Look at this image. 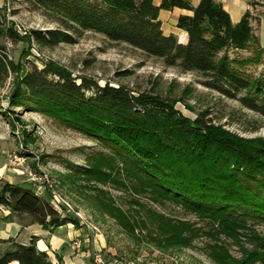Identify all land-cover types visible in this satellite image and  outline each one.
I'll use <instances>...</instances> for the list:
<instances>
[{
	"label": "trees",
	"instance_id": "obj_1",
	"mask_svg": "<svg viewBox=\"0 0 264 264\" xmlns=\"http://www.w3.org/2000/svg\"><path fill=\"white\" fill-rule=\"evenodd\" d=\"M26 1L59 17L63 27L32 30L31 38L40 47L72 45L85 32H94L159 59L167 67L196 72L206 79L208 89L264 116V84L243 70L258 62L264 50L249 12L233 24L229 13L214 0H201L196 7L188 0H162L159 6L154 0ZM174 9L192 13L177 20V28L188 35L186 44L163 32L160 12ZM4 35L17 38L11 29L2 30L0 19V37ZM251 47H255L253 58L229 55L231 50ZM19 72L0 46V83L17 76L8 98L10 108L38 113L96 141L107 153L108 170L120 169L137 195L149 196L156 204H173L207 220L211 227L205 236L215 241L208 251L220 264L218 254L222 253L215 250L224 246L223 237L254 241L252 249L233 264H264V236L256 230L264 226V138L243 139L202 118L190 121L169 99L158 95L135 96L125 87H101L87 80L78 84L58 68L34 67L20 78ZM242 92L247 95L241 96ZM83 171L88 177L111 178L102 167ZM0 207L11 215H28L46 230L71 223L48 200L22 186L6 184L0 191ZM183 226L186 231L179 240L184 246L204 235L190 224ZM225 258L227 263L230 257L226 254ZM14 261L54 264L37 248L36 237L28 245L0 238V264Z\"/></svg>",
	"mask_w": 264,
	"mask_h": 264
},
{
	"label": "rangeland",
	"instance_id": "obj_2",
	"mask_svg": "<svg viewBox=\"0 0 264 264\" xmlns=\"http://www.w3.org/2000/svg\"><path fill=\"white\" fill-rule=\"evenodd\" d=\"M58 18L26 0H0L1 28L17 35L16 40L0 37V46L18 65L19 78L34 67L58 68L78 84L87 80L101 87L122 86L135 96L158 95L169 99L177 112L190 121L202 118L243 139L264 138L263 115L208 89L206 79L196 72L167 67L159 59L94 32H85L72 45H37L31 31L63 29ZM258 24L251 22L264 49V27ZM254 49L231 50L229 55L240 60L253 58ZM256 59L258 62L243 70L252 80L264 84V50ZM16 77L10 75L0 83V191L6 184L35 191L62 217L71 219V228L85 230L94 242L99 238L102 248L98 253L106 264H220L208 251L215 241L205 236L211 227L207 220L173 204L160 205L149 196L137 195L120 169L108 170L111 163L107 153L96 141L38 113L10 108L8 98ZM244 95L247 92L241 93ZM88 167H102L111 178L104 181L88 177L83 171ZM11 222L33 223L28 215H11L0 207V226ZM183 223L204 235L189 246L182 245L179 235L186 231ZM256 230L264 236V226H256ZM224 239L220 251L215 250L222 253L218 254L222 264L226 263V254L230 257L226 264L242 259L254 244L247 237L237 242Z\"/></svg>",
	"mask_w": 264,
	"mask_h": 264
},
{
	"label": "crops",
	"instance_id": "obj_3",
	"mask_svg": "<svg viewBox=\"0 0 264 264\" xmlns=\"http://www.w3.org/2000/svg\"><path fill=\"white\" fill-rule=\"evenodd\" d=\"M193 7H196L201 0H188ZM221 4L229 13L233 24H238L243 16L249 12L253 23L264 27V0H214ZM162 0H154L159 6ZM192 15L191 12L174 9L173 11H161L160 21L165 35H174L179 42L186 44L188 35L177 28V20L180 16ZM264 35V33H262ZM259 37V35H258ZM263 37V36H260ZM261 39V38H260ZM32 237L37 238V248L46 252L54 264L62 261L64 264H95L94 256L102 248L99 238L94 242L88 237L85 230H74L69 225L59 227L54 230H44L36 223L21 224L11 222L5 226H0V238H13L18 243L28 245ZM78 244V245H75ZM11 264H19L14 261ZM123 264V263H110Z\"/></svg>",
	"mask_w": 264,
	"mask_h": 264
},
{
	"label": "built area",
	"instance_id": "obj_4",
	"mask_svg": "<svg viewBox=\"0 0 264 264\" xmlns=\"http://www.w3.org/2000/svg\"><path fill=\"white\" fill-rule=\"evenodd\" d=\"M19 162H21V158L17 159ZM78 217H81L79 214H77ZM75 245H78V244H75ZM94 261L96 264H106L102 255L100 253H96L95 254V257H94Z\"/></svg>",
	"mask_w": 264,
	"mask_h": 264
}]
</instances>
